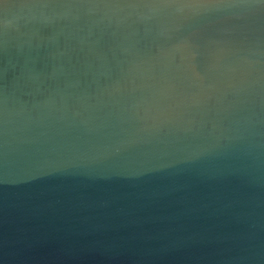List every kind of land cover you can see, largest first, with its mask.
<instances>
[{
	"label": "water",
	"instance_id": "obj_1",
	"mask_svg": "<svg viewBox=\"0 0 264 264\" xmlns=\"http://www.w3.org/2000/svg\"><path fill=\"white\" fill-rule=\"evenodd\" d=\"M0 264H264V2L0 0Z\"/></svg>",
	"mask_w": 264,
	"mask_h": 264
},
{
	"label": "snow or ice",
	"instance_id": "obj_2",
	"mask_svg": "<svg viewBox=\"0 0 264 264\" xmlns=\"http://www.w3.org/2000/svg\"><path fill=\"white\" fill-rule=\"evenodd\" d=\"M262 2H264V0H262Z\"/></svg>",
	"mask_w": 264,
	"mask_h": 264
}]
</instances>
